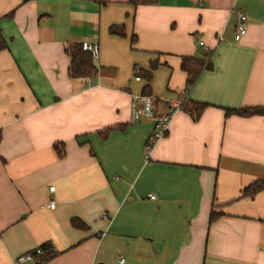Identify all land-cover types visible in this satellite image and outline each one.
Masks as SVG:
<instances>
[{
	"label": "crops",
	"instance_id": "crops-1",
	"mask_svg": "<svg viewBox=\"0 0 264 264\" xmlns=\"http://www.w3.org/2000/svg\"><path fill=\"white\" fill-rule=\"evenodd\" d=\"M0 26V264L47 241L57 254L26 264H264V189L241 196L264 178V115H226L264 105V0H0ZM72 43H97L92 76L70 77ZM199 50L214 67L185 93ZM146 85L159 113L209 103L181 108L148 163L155 122L130 108Z\"/></svg>",
	"mask_w": 264,
	"mask_h": 264
},
{
	"label": "trees",
	"instance_id": "trees-1",
	"mask_svg": "<svg viewBox=\"0 0 264 264\" xmlns=\"http://www.w3.org/2000/svg\"><path fill=\"white\" fill-rule=\"evenodd\" d=\"M158 0H130V3L138 6V5H151L156 4ZM13 12L7 14V16H11ZM112 34H119L121 36H125V26L122 25H112L109 29ZM136 36L132 38L134 41ZM8 48L7 41L3 35L2 28L0 26V51ZM66 52L70 57V65H69V75L73 78H86L92 76L97 67L94 63V56L90 51L84 49L82 43H72L66 48ZM158 66L157 63H154L152 66V70H154ZM214 67L213 61L211 59V55L206 53L202 57L189 55L183 56L181 60V68L187 73V80L185 86V93L190 92L193 86L198 81L199 77L205 70H212ZM138 74L140 77H144L147 80H151L153 77V73L150 71H143L141 68L138 70ZM141 93H150L149 85H146ZM209 105L207 102H199V101H184L182 105V109L189 111L193 117L198 118L203 110ZM239 115V116H252V115H264V105H256V106H241L238 108H226V115ZM55 147L60 156H63L66 152L65 145L63 142L55 143ZM264 189V178H259L246 186L243 191V197H254L259 191ZM222 212H216L214 209L211 212V220L221 215ZM73 225L77 227L85 226L86 223H83L81 219L75 217L72 219ZM44 254L40 256L41 261L48 260L54 257L57 253H55L53 246L50 241L44 242L41 246Z\"/></svg>",
	"mask_w": 264,
	"mask_h": 264
},
{
	"label": "built area",
	"instance_id": "built-area-1",
	"mask_svg": "<svg viewBox=\"0 0 264 264\" xmlns=\"http://www.w3.org/2000/svg\"><path fill=\"white\" fill-rule=\"evenodd\" d=\"M247 16L245 13L240 14V21L237 25V33L235 35L236 39H239L242 35L247 32L246 26ZM202 45H205L204 41H201ZM84 49L90 51L94 57L99 53V47L97 43L83 45ZM139 67H135L134 73L137 80L141 79L138 74ZM184 99H173L170 102V108L167 112L159 113L156 109L157 99L153 94L147 93H133L130 103L131 108V122L137 123L144 119H151L155 122L154 130L152 135L149 137V140L146 144V151L144 154V161L148 163L151 158V153L156 142L165 136L169 130V126L175 114L182 108ZM50 190L54 191L55 186H50ZM151 198H155L154 194H149ZM55 203L52 201L50 203L51 207H54ZM44 254L43 249L38 247L33 251H30L24 255H21L17 258V264H26L28 261L34 260L38 256ZM120 264H125V258L120 259Z\"/></svg>",
	"mask_w": 264,
	"mask_h": 264
},
{
	"label": "rangeland",
	"instance_id": "rangeland-1",
	"mask_svg": "<svg viewBox=\"0 0 264 264\" xmlns=\"http://www.w3.org/2000/svg\"><path fill=\"white\" fill-rule=\"evenodd\" d=\"M209 54H210V52H208ZM206 53L204 52V51H201V50H199L198 52H197V56L198 57H202V56H204Z\"/></svg>",
	"mask_w": 264,
	"mask_h": 264
},
{
	"label": "water",
	"instance_id": "water-1",
	"mask_svg": "<svg viewBox=\"0 0 264 264\" xmlns=\"http://www.w3.org/2000/svg\"><path fill=\"white\" fill-rule=\"evenodd\" d=\"M99 264H113V263L100 262Z\"/></svg>",
	"mask_w": 264,
	"mask_h": 264
}]
</instances>
